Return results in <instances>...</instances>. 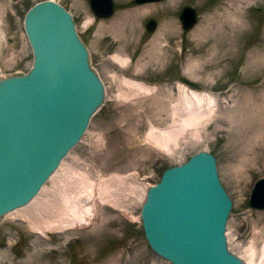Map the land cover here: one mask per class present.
Listing matches in <instances>:
<instances>
[{"label": "rangeland", "instance_id": "374dc122", "mask_svg": "<svg viewBox=\"0 0 264 264\" xmlns=\"http://www.w3.org/2000/svg\"><path fill=\"white\" fill-rule=\"evenodd\" d=\"M38 1L0 0V76L29 69L22 23ZM55 1L73 15L104 100L37 200L0 217V264H171L144 237L139 213L145 196L125 191L134 182L154 184L164 168L201 150L215 155L232 201L229 250L248 261L253 245L254 264L264 263V210L248 206L253 183L264 175V0H113V14L100 20L89 0ZM186 5L195 8L197 21L185 31L179 14ZM150 19L157 22L153 32L145 29ZM182 87L200 98L192 103L201 116L185 127ZM176 128L168 149L149 136ZM85 181L106 193L98 219L67 227L58 189L72 190L75 201Z\"/></svg>", "mask_w": 264, "mask_h": 264}, {"label": "water", "instance_id": "95a60500", "mask_svg": "<svg viewBox=\"0 0 264 264\" xmlns=\"http://www.w3.org/2000/svg\"><path fill=\"white\" fill-rule=\"evenodd\" d=\"M152 1L158 0H135ZM89 4L97 20L113 14L112 0ZM184 12L188 22L182 19ZM180 20L188 30L196 23L195 10L183 8ZM155 27V20L145 24L147 32ZM23 28L32 65L25 73L0 76V217L37 196L78 144L105 94L64 6L54 0L36 2L26 11ZM262 182L264 176L250 192L252 209L264 210L259 204ZM231 208L215 156L198 151L166 168L146 190L140 207L144 237L152 251L171 264H246L227 246Z\"/></svg>", "mask_w": 264, "mask_h": 264}, {"label": "bare ground", "instance_id": "6f19581e", "mask_svg": "<svg viewBox=\"0 0 264 264\" xmlns=\"http://www.w3.org/2000/svg\"><path fill=\"white\" fill-rule=\"evenodd\" d=\"M55 1V0H54ZM101 5L104 6L103 2H97ZM106 5V4H105ZM95 6V5H94ZM102 9H100V12H104L103 11V8L104 7H101ZM144 11V10H143ZM94 16V15H93ZM187 14L186 12L183 13L182 15V19H184V22L187 21L185 20V18L187 19ZM232 17H235L236 18V15H233ZM240 19V18H239ZM182 22V21H181ZM188 22V21H187ZM87 24L90 23V21L88 20V22H86ZM119 23V22H118ZM241 25V24H240ZM114 61L116 62H121V60L119 59V57H114ZM5 77V76H3ZM132 85V83H131ZM182 91H183V97H184V100H186V98L188 97V102L186 103L185 105V112H186V119L184 120V127L185 126H188V124L196 121L199 119V117L201 116L200 112H199V109H198V106H197V109H194L193 106H195L192 101L194 99L197 100V102L200 100L199 98V95L195 94L194 92H192V95L189 97L188 96V89H186L185 87H182ZM203 97V96H201ZM212 103L214 104V102L212 101ZM175 115V110L173 112V116ZM181 131H183V127L180 128ZM178 132V129L176 128L175 130L173 131H156V130H152L149 134V136L151 138H154V140L156 142H158L159 144H161L162 146H166V148L168 149L167 147V143L169 141H171L173 139V137L175 136L176 137V134ZM84 140V139H82ZM157 144V143H156ZM165 149V147H164ZM69 155V153L67 154V156ZM70 156V155H69ZM72 156V155H71ZM65 159V157L61 160L58 168L55 170V172L50 176V179L58 172L63 160ZM63 165V164H62ZM63 168V167H62ZM61 168V169H62ZM59 173V172H58ZM58 176V174H57ZM56 176V177H57ZM77 177V176H75ZM53 180V179H52ZM133 180V179H132ZM58 182V181H57ZM59 183V182H58ZM82 183L84 185H82ZM81 185H82V189L80 188L79 190H76V193H75V198H77L75 201L70 198H72L71 195H73V191L72 190H68V189H65L63 186H61V188L59 187V191L61 192V198H59L61 200L60 204L62 205V208L64 209V213L65 212H69L67 215H69L67 218H68V223L66 224L67 227H80V226H86L88 224L91 223V221L94 219H98V216H99V206L101 205V203L104 201V199H102V196L103 195H106V193H100L97 192V189L96 187H94V184L91 182V181H85V182H82ZM135 183V182H134ZM133 183V184H134ZM263 183V187H262V190H261V194L259 196V204L260 205H263L264 204V182ZM130 183L129 186H131V188H129L128 186H126L127 188L129 189H125L126 191V194H128L129 196H132L135 198L136 195H144L146 194V190L148 189L149 186H145V184H139L138 185H133ZM47 187V186H46ZM58 187V186H57ZM43 188H44V185H43ZM138 188V189H137ZM96 189V190H95ZM43 190V189H42ZM46 190V189H44ZM57 190V189H56ZM137 191V192H135ZM41 193V192H40ZM39 193V194H40ZM59 193V192H58ZM136 193V194H134ZM110 195V194H109ZM54 196V195H53ZM57 197V196H55ZM36 198V197H35ZM33 199V200H37V199ZM32 200V202H33ZM52 200V199H50ZM138 199H135L134 201H136ZM40 201V200H38ZM54 201V200H53ZM132 201V202H134ZM58 202V203H59ZM37 203V202H35ZM39 203V202H38ZM31 204V202L29 203V205ZM41 204V203H40ZM43 204V203H42ZM41 204V205H42ZM47 204V203H46ZM33 205V204H32ZM49 205V204H48ZM55 205V204H54ZM27 206V205H25ZM31 206V205H30ZM34 206V205H33ZM44 206V205H43ZM36 207V205L34 206ZM23 208V207H21ZM20 208V209H21ZM26 208V207H25ZM31 208V207H30ZM29 208V210H30ZM38 208V207H37ZM43 209V207H40ZM51 208V206L49 207ZM100 209V208H99ZM128 209V208H127ZM19 210V209H17ZM31 210L33 211V209L31 208ZM45 210V209H44ZM43 210V211H44ZM54 210V209H53ZM35 211V210H34ZM56 211V210H55ZM129 211V210H127ZM19 213V211H16ZM22 212V211H21ZM28 212V211H27ZM41 212V210L39 211ZM47 212V210L45 211ZM52 212V211H51ZM25 213V212H24ZM31 213V212H30ZM58 213V212H56ZM127 213V212H126ZM15 214V213H14ZM22 214V213H21ZM21 214H19L21 216ZM58 214H61V213H58ZM25 215V214H23ZM49 215V213L47 214ZM56 215V214H55ZM9 216V215H7ZM12 216V215H11ZM19 216V217H20ZM28 216V215H27ZM52 216V215H51ZM59 216V215H58ZM18 217V218H19ZM23 217V216H22ZM25 217V216H24ZM38 217V215H37ZM56 217V216H55ZM97 217V218H96ZM21 219V217H20ZM27 220V218H25ZM37 219V218H36ZM39 219V218H38ZM134 219V218H133ZM59 221V220H57ZM25 222V221H24ZM50 223V222H49ZM62 223V222H60ZM65 223V222H64ZM29 224H30V221H29ZM46 224V223H45ZM51 224V223H50ZM56 224V223H55ZM48 226V224H46ZM31 227H33V225H30ZM45 226V225H42V227ZM50 226V225H49ZM48 226V227H49ZM52 226H55V225H52ZM50 226V227H52ZM57 226H59L57 224ZM61 226V224H60ZM89 226V225H88ZM62 227V226H61ZM35 228V226H34ZM45 228V227H44ZM39 229V228H38ZM37 228H35V230H38ZM41 229V228H40ZM43 229V228H42ZM57 230V228H55ZM62 229V228H61ZM49 230V228H48ZM53 230V229H52ZM46 231V230H45ZM61 231V230H60ZM36 232V231H35ZM38 232V231H37ZM41 234V232H40ZM255 248L253 247V245H250L247 249H246V254L248 255L249 257V260L248 261H245L246 264H254V259H255ZM263 254H264V248H263ZM260 264H264L262 262H260Z\"/></svg>", "mask_w": 264, "mask_h": 264}]
</instances>
